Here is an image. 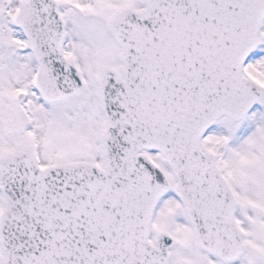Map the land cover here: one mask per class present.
Masks as SVG:
<instances>
[{
	"label": "snow or ice",
	"instance_id": "1",
	"mask_svg": "<svg viewBox=\"0 0 264 264\" xmlns=\"http://www.w3.org/2000/svg\"><path fill=\"white\" fill-rule=\"evenodd\" d=\"M0 264H264V0H0Z\"/></svg>",
	"mask_w": 264,
	"mask_h": 264
}]
</instances>
